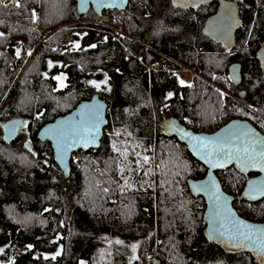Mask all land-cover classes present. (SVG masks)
<instances>
[{
  "label": "trees",
  "instance_id": "1",
  "mask_svg": "<svg viewBox=\"0 0 264 264\" xmlns=\"http://www.w3.org/2000/svg\"><path fill=\"white\" fill-rule=\"evenodd\" d=\"M3 1L0 264H142L148 251L172 264H206L219 254L260 264L248 251H226L204 236L203 199L187 180L202 177L205 167L162 122L190 116L191 128L210 131L220 119L246 118L264 134V71L256 58L264 0H229L241 23L230 48L202 31L216 0L189 8L129 0L123 11L100 14H80L76 0ZM231 61L240 64L238 86L227 78ZM178 63L198 64L200 74L181 83ZM212 82L228 86L231 96ZM93 93L106 100L108 122L98 147L73 152L66 175L37 131ZM13 116L23 122L5 141L3 122ZM222 170L215 173L237 212L264 221V197L240 195L252 172Z\"/></svg>",
  "mask_w": 264,
  "mask_h": 264
},
{
  "label": "water",
  "instance_id": "2",
  "mask_svg": "<svg viewBox=\"0 0 264 264\" xmlns=\"http://www.w3.org/2000/svg\"><path fill=\"white\" fill-rule=\"evenodd\" d=\"M207 1L209 0H172V3L177 8H189ZM216 1L217 7L214 13L205 19L202 31L211 40L230 48L234 45V35L241 23L236 16L233 2ZM128 5L129 0H76L80 14L88 12L89 9L97 14L102 13L103 10L123 11ZM256 58L264 71V43L256 51ZM227 75L233 83L240 81L239 62L229 63ZM106 108V100L98 93H93L89 98L81 99L69 111L45 122L38 129L37 137L50 142L55 162L66 175H69L71 170L70 159L73 152L99 146L104 127L108 122ZM21 123L22 119L19 117L8 119L3 123L6 141L15 137ZM162 129L167 136H174L182 142L190 154L205 167L202 177L187 180L190 192L202 196L203 199L204 236L226 251H248L257 262L264 264V251L259 244L260 241H264V221L252 220L240 215L233 204L234 196L222 188L215 173L216 170L226 169L230 165L242 174L254 172L253 175L245 178L240 195L250 202L263 198L264 194L253 189L258 185L264 186V158L257 156L254 162L242 163L235 156L230 160L225 157L221 166L222 161L216 157L220 151L228 153L237 147H243L246 139L254 137L257 140H264V134L248 119L236 117L227 119L210 131H205L194 130L170 115L163 120ZM243 133H248V137L243 136ZM237 136L239 139H236ZM194 137L201 139L197 141L193 139ZM207 153H211V160L206 159ZM213 163L217 166L213 167ZM201 185L207 186V190H201ZM237 229L251 236L253 240L258 241V244L253 245L239 236ZM234 235L237 238H231ZM151 264H161V262L155 258Z\"/></svg>",
  "mask_w": 264,
  "mask_h": 264
},
{
  "label": "snow or ice",
  "instance_id": "3",
  "mask_svg": "<svg viewBox=\"0 0 264 264\" xmlns=\"http://www.w3.org/2000/svg\"><path fill=\"white\" fill-rule=\"evenodd\" d=\"M16 6H19L18 4ZM2 35V34H0ZM95 47V45H93ZM57 79H61V77H57ZM183 83V81H181ZM187 135V134H186ZM245 137H248V133H243L242 134ZM194 140L199 141L201 138L194 137ZM236 139H239V136L236 137ZM259 147V151L257 152V148ZM235 156L237 159L241 160L242 163H251L254 162L259 156L260 158H264V140H257L256 138L252 137L250 139H246L244 142L243 147H237L228 153H223L222 151L218 152L216 159H219L222 161L221 166H223V161L225 160V157L230 160ZM147 157L144 158L145 161H147ZM206 159L211 160L212 156L211 153L206 154ZM213 167H216L217 165L215 163L212 164ZM201 190H207V186L201 185ZM255 191L261 192V194H264V186H255L254 189ZM250 227V226H249ZM237 233L239 236H242L243 238L247 239L249 243L253 245H257L258 241L253 240L251 236L239 232V229H237ZM220 235H223V233H220ZM231 238H237L236 235H234ZM117 243H120V241H117ZM260 246H262V251H264V241L259 242ZM133 250H135V245L133 246ZM2 251V249H0ZM59 254V253H57ZM54 258V257H53Z\"/></svg>",
  "mask_w": 264,
  "mask_h": 264
},
{
  "label": "rangeland",
  "instance_id": "4",
  "mask_svg": "<svg viewBox=\"0 0 264 264\" xmlns=\"http://www.w3.org/2000/svg\"><path fill=\"white\" fill-rule=\"evenodd\" d=\"M8 2V0H4L2 3L6 4ZM11 2V1H10ZM13 2V1H12ZM19 2V1H18ZM9 3V2H8ZM14 3V2H13ZM17 4V3H16ZM115 29L118 33H121V28L118 26H115ZM1 32V31H0ZM3 34V31L1 32ZM44 39V38H43ZM22 46V41L21 40H17V42L15 43V47L20 50ZM53 47V46H52ZM198 64H196V66H189L187 64H180L177 65L173 71L179 74V77L181 79V81H183V83H188L191 82L193 75L196 74H200L199 70H198ZM213 86L219 91L220 94L222 95H228L231 96L230 90L228 89V86L226 87V85H221V84H215L213 83ZM252 110H254L253 106H249ZM221 120V119H220ZM226 120H222V122L219 124L221 125L222 123H224ZM217 125V126H219ZM76 159V157L74 158ZM223 171V170H222ZM220 180V179H219ZM245 180V179H244ZM244 182V181H243ZM243 185V184H242ZM145 255V254H144ZM165 255V254H164ZM155 259V257L149 259L146 261V257H143V263L142 264H151L152 261ZM158 259V258H157ZM83 261H81L82 264ZM171 263V262H170ZM141 264V263H140ZM172 264V263H171ZM206 264H248L246 262V258L245 256H237L234 258H227V256H225V254H219L217 257H215L214 260H211L209 262H207Z\"/></svg>",
  "mask_w": 264,
  "mask_h": 264
},
{
  "label": "built area",
  "instance_id": "5",
  "mask_svg": "<svg viewBox=\"0 0 264 264\" xmlns=\"http://www.w3.org/2000/svg\"><path fill=\"white\" fill-rule=\"evenodd\" d=\"M10 1H13L14 3H18L19 0H8V2H10ZM8 2H7V3H8ZM180 64H183V63H180ZM178 65H179V63H178ZM184 123H185V125L191 127L192 121H191L190 116H185V117H184ZM220 123H221V120H218V125H219ZM219 174H220V173H219ZM145 257H146V261L149 260V259H151V252H150V251L146 252V253H145ZM158 259H159V261L161 262V264H162V263H163V264H170L169 261H168V258H167L165 255L163 256V254H159Z\"/></svg>",
  "mask_w": 264,
  "mask_h": 264
},
{
  "label": "flooded vegetation",
  "instance_id": "6",
  "mask_svg": "<svg viewBox=\"0 0 264 264\" xmlns=\"http://www.w3.org/2000/svg\"><path fill=\"white\" fill-rule=\"evenodd\" d=\"M216 7H217V2H216ZM231 62H233V61H231ZM231 62H229V63H231ZM229 65V64H228ZM227 65V66H228ZM227 66H226V74H227ZM227 78H228V75H227ZM228 80H229V78H228ZM229 82L233 85V86H238L239 85V82L238 83H233V82H231L230 80H229ZM236 93H237V95L238 96H240V97H242L243 95H244V90L242 89V88H240V87H237V89H236ZM234 97V96H233ZM15 117H19V116H13V117H11V118H9V119H12V118H15ZM19 118H21V117H19ZM22 119V118H21ZM8 120V119H7ZM7 120H5V121H7ZM4 121V122H5ZM3 122V123H4ZM22 122H23V119H22ZM22 124V123H21ZM21 126V125H20ZM20 126H19V128H18V130L20 129ZM18 132V131H17ZM17 134V133H16ZM3 138L5 139V137H4V129H3ZM14 138V137H13ZM5 141H6V139H5ZM10 141V140H9ZM254 174V172L253 173H251L250 175H253ZM250 175H248V176H250ZM247 176V177H248Z\"/></svg>",
  "mask_w": 264,
  "mask_h": 264
}]
</instances>
